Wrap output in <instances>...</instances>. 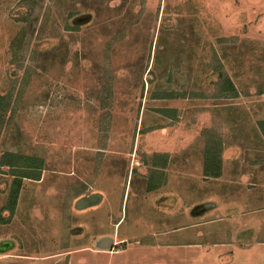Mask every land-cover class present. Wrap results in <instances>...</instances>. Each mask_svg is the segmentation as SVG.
<instances>
[{
    "label": "rangeland",
    "instance_id": "rangeland-1",
    "mask_svg": "<svg viewBox=\"0 0 264 264\" xmlns=\"http://www.w3.org/2000/svg\"><path fill=\"white\" fill-rule=\"evenodd\" d=\"M195 204L253 243L164 248ZM223 262L264 264V0H0V264Z\"/></svg>",
    "mask_w": 264,
    "mask_h": 264
},
{
    "label": "crops",
    "instance_id": "crops-1",
    "mask_svg": "<svg viewBox=\"0 0 264 264\" xmlns=\"http://www.w3.org/2000/svg\"><path fill=\"white\" fill-rule=\"evenodd\" d=\"M176 205L177 203L171 207L170 209H168V211H174V215L176 214ZM195 204L194 207L192 208V210L188 209V207H186V211L190 214V221L186 224V225H181L179 227H176V229H172V230H169L170 232H173V231H178V232H182L184 230H188V229H193L194 230V233H195V236L194 237H190V240L188 242H183L182 244H174L175 246H173L171 243L168 244V242L164 243L163 247L166 248V249H174L175 247H178L177 248H180V249H184V248H189V249H198V248H202V247H207L208 244H204V242L206 241V239L201 236V234L199 236H197V233L196 231L200 230V228H202L205 231H208L209 234L212 235V237L214 236L213 235V231L212 229L209 230L211 224L215 223V222H224V226L221 230H218V231H215V232H222L224 235H223V239H221L220 241L215 239V240H211L210 243V248H211V251L213 250H217V249H227V251L225 252H230V248L232 246L234 247H242V248H247L248 246H250L253 242H252V236H250V234H248L249 232L246 231L245 233L243 232H236L235 229H234V226L231 225L229 223V216L226 215L224 216L223 220H216V219H213V220H208V222L206 224H203L201 223L200 221L202 220V215H201V212H196L197 208L199 209V205ZM217 209V206L214 208H211L209 210L208 213L210 212H214V210ZM189 210V211H188ZM191 210V211H190ZM180 215V213H177L175 216H178ZM120 221V219H118L115 223V225ZM228 222V223H227ZM169 231H167V234L169 235ZM235 231V232H234ZM252 235L254 234V231H252ZM166 231L163 232V234H165ZM237 234V236H236ZM211 237V238H212ZM117 241H120V243H124L125 241V238H120V239H114L113 240V245L117 242ZM242 241V244H240L239 242ZM208 242V241H207ZM138 246H141L143 244L141 243H137ZM222 247V248H221ZM113 248V247H112ZM208 249V253L207 255L209 254L210 252V249L209 248H206ZM99 250H102V249H99ZM104 250V249H103ZM110 250V249H109ZM112 252V251H110ZM207 255L205 257H207ZM168 263H175L174 260H169ZM216 263H218V261L216 260ZM223 264H226L225 262H223Z\"/></svg>",
    "mask_w": 264,
    "mask_h": 264
},
{
    "label": "water",
    "instance_id": "water-1",
    "mask_svg": "<svg viewBox=\"0 0 264 264\" xmlns=\"http://www.w3.org/2000/svg\"><path fill=\"white\" fill-rule=\"evenodd\" d=\"M80 203H81V200H79L78 202H76L75 206H76L77 208H79V204H80ZM112 244H113V240L108 241L107 239L102 238V239L100 240V242L97 243L96 246L98 247V249L109 250V249L112 248V246H111Z\"/></svg>",
    "mask_w": 264,
    "mask_h": 264
},
{
    "label": "trees",
    "instance_id": "trees-1",
    "mask_svg": "<svg viewBox=\"0 0 264 264\" xmlns=\"http://www.w3.org/2000/svg\"><path fill=\"white\" fill-rule=\"evenodd\" d=\"M30 178H32V177H30Z\"/></svg>",
    "mask_w": 264,
    "mask_h": 264
}]
</instances>
